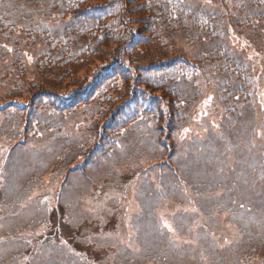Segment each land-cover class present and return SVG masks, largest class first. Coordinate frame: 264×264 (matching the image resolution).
Returning a JSON list of instances; mask_svg holds the SVG:
<instances>
[{"label": "trees", "instance_id": "obj_1", "mask_svg": "<svg viewBox=\"0 0 264 264\" xmlns=\"http://www.w3.org/2000/svg\"><path fill=\"white\" fill-rule=\"evenodd\" d=\"M262 92L264 0H0V264H88L79 244L115 252L100 264L186 260L156 215L184 195L180 177L194 203L211 201L207 225L224 210L253 219L244 263L264 264ZM197 105L208 109L195 120ZM130 182L140 204L129 215Z\"/></svg>", "mask_w": 264, "mask_h": 264}, {"label": "rangeland", "instance_id": "obj_2", "mask_svg": "<svg viewBox=\"0 0 264 264\" xmlns=\"http://www.w3.org/2000/svg\"><path fill=\"white\" fill-rule=\"evenodd\" d=\"M132 19H134V17L132 18ZM136 20V19H135ZM147 22V21H146ZM147 23H145V25H139V24H137V27L143 32V33H145L144 32V30H146L147 29ZM139 30V31H140ZM115 46V45H114ZM111 51V49H109V50H105V51H102V52H97V56H99V57H97V56H90L89 57V59H87L86 60V62H85V64H83V65H79V67H80V71H81V73L79 74V77H81L82 75L84 76L85 74L83 73L84 72V70H87V72L90 70V69H92L94 66H98L99 64H100V62H104V61H107L109 58L108 57H106V56H110V52ZM103 58H106V59H104L103 60ZM178 58H180V57H178ZM76 77H77V75H76ZM33 90H37V89H33ZM33 92V91H32ZM22 93V92H21ZM28 94V93H27ZM27 94H25V97H24V99H27V98H29V97H33V98H37V96L38 95H40V93H37V92H34V93H32V95L30 94V95H27ZM22 96H23V93H22ZM115 113H114V115L115 114H117L116 113V111H115V109L113 110ZM199 113V115H200V112H198ZM99 135H101V134H99V133H97V134H95V135H90V139H89V146H87L86 148H83V154H85L86 153V151H87V149L89 150L90 149V145L92 144V142H94V143H96V142H98L99 141V139H98V137H99ZM103 135V134H102ZM104 136V135H103ZM169 141H171V138H167V141H166V143L167 142H169ZM168 145H169V143H167ZM167 145V146H168ZM89 147V148H88ZM168 148H169V146H168ZM168 151L170 152V149H168ZM79 160H81V159H79ZM48 173V172H47ZM50 176V173L47 175V178ZM121 181L122 180H119V184L121 183ZM49 187H50V185H49ZM53 188V187H52ZM129 191H132L131 190V188H128L126 191H125V196L124 195H122V197H121V200L125 197V199H127L128 200V198L130 197V195L129 194H131V193H129ZM127 192L129 193V194H127ZM127 194V195H126ZM189 206V205H188ZM177 206H175L174 208L172 207V208H169V207H165V208H163L161 211H160V216H161V218H162V222H163V224H165L167 227L170 225V219H171V216H173V212H174V210H175V208H176ZM181 208H183V209H185V210H191L192 208H185V207H181ZM171 210H172V212H171ZM163 218H164V220H166L167 219V221H164L163 220ZM122 222H124V218L122 219ZM126 227H128V225L127 224H123V225H119V226H117L116 228H115V232L118 234V235H121V236H125L123 239H122V241L128 246V247H133L132 245H131V237L129 238V236H130V234L128 235V228L126 229ZM57 228H58V224H57V222L56 221H54L53 219H51V222L46 226V229H47V231H51V230H57ZM89 230H92V228H89ZM69 232H66L64 235H63V240H64V237H69V234H68ZM233 233H234V229L232 228V227H230L229 226V228H226V227H221L220 229H218V230H216V234L214 235V240L216 241V245L218 244V243H220L221 241L222 242H226L227 243V241H225V240H229L232 236H233ZM222 237H223V239H222ZM221 240V241H217V240ZM78 243H82V242H78ZM65 244V243H64ZM66 244L67 245H69V246H71V247H73L72 249H74V245H72V243L70 242V241H66ZM218 246H222V244H218ZM91 247V250L89 249ZM97 247H95V246H83V245H81V244H79L78 246H77V252H78V254H80V255H82L83 254V252L85 251V250H88L89 251V253L91 254V257L92 258H90L89 256V258L90 259H88V264H100V261L98 260L99 258H101L102 256H109L110 254H114L115 252H112L111 253V251L109 250V249H105V248H103L102 250L101 249H96ZM237 250H239V248L237 249ZM248 251H250V248H248V249H246L244 252H248ZM87 255V254H86ZM99 261V262H98ZM108 264H110V263H108Z\"/></svg>", "mask_w": 264, "mask_h": 264}]
</instances>
